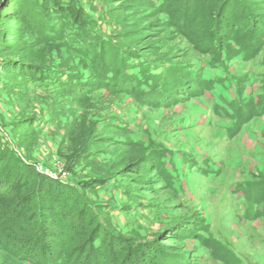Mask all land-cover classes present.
<instances>
[{"label": "rangeland", "instance_id": "rangeland-1", "mask_svg": "<svg viewBox=\"0 0 264 264\" xmlns=\"http://www.w3.org/2000/svg\"><path fill=\"white\" fill-rule=\"evenodd\" d=\"M153 1L161 2L138 0L135 14L117 15L101 0H75L85 16L76 22L67 11L50 16L35 3L21 4L35 23L29 39L49 50L48 78L74 91L63 98L18 80L22 91L12 94L0 66V264H39L64 248L78 264H264V33L256 29L264 28V0H218L236 25L217 41L196 15L207 11L204 0H170L157 15L144 6ZM173 8L182 19H173ZM147 17H154L152 27L142 25ZM41 26L53 28L51 41H42L46 32L35 35ZM249 30L250 48L239 39ZM117 50L133 72L142 63L157 65L165 80L155 83L158 95L142 96L145 84L134 88L120 79L106 87L109 64L119 68ZM239 100L249 105L241 115ZM117 126L124 129L112 132ZM71 129L76 136L84 129L109 135L119 146L127 138L141 143V182L119 186L118 177L108 178L115 152L68 162ZM25 166L85 184L80 203L98 208L114 235L102 232L101 248L92 247L83 234L95 222L70 215L71 208L53 226L49 210L58 203L50 197L42 235ZM94 182L103 185L90 188Z\"/></svg>", "mask_w": 264, "mask_h": 264}, {"label": "trees", "instance_id": "trees-1", "mask_svg": "<svg viewBox=\"0 0 264 264\" xmlns=\"http://www.w3.org/2000/svg\"><path fill=\"white\" fill-rule=\"evenodd\" d=\"M101 1H103L105 4H109L117 15H121L125 10L131 11L133 14H135L139 6L138 0ZM169 1L170 0H161V2L157 1L158 3L154 1L152 3L145 2L144 6L147 5L152 8V12L157 15L166 12V7H168ZM234 1L237 2V0ZM238 1L242 3L244 2V0ZM32 3L39 5L40 11L45 15L61 16L67 11L71 15L73 13L72 16L75 22L80 19H85L83 10L75 4V0H0V59L3 60L1 61L0 66L3 68L4 73L8 75L7 79H5L3 88L12 94L20 92L22 91V83L18 80H26L27 84L30 83L40 86L45 85L43 88L49 90L50 95L60 96L63 98L66 96H71L74 91V89L71 88L73 85L69 83L67 84L63 80L60 81L59 84L58 79L55 81L48 78L50 75L46 73V65L49 61V50L45 47V45L42 46L40 42L33 40L31 41L29 39L32 30L35 27V23L33 19H30L31 12L24 11L21 7V4H26L27 7H29L32 5ZM175 3H178V0H175ZM228 4L225 6H228ZM202 6L204 7L203 9L207 11L203 13L201 10H198L196 15H198V17L202 16L204 18V25L210 26V30L206 33V36H210L211 39L215 41L218 40L219 36L220 38L226 39L225 36L229 35L226 33L227 27L233 26L235 24L233 22L234 19L232 16L225 8L222 6L220 7L218 0H204ZM186 7L189 10L190 7L187 5ZM242 7L243 10L247 8L243 4ZM171 13L173 19H182L180 18V12L177 8H173ZM153 19L154 17H147V19L141 21V23L142 25L149 24L152 27L154 25ZM82 23H86V20H84ZM161 25L168 26L170 25V21H161ZM240 27L241 25L234 26V28ZM46 28L48 27L41 26L39 31H34L36 36H42L46 32L47 36H42L44 38H42L44 43L51 41L53 37L51 34L53 28L50 29L51 31H46ZM256 29L262 30V33H264V28H258L257 26ZM249 31H245L244 33L240 31V34L238 33L240 35L239 39L242 41L243 46L246 45L248 48L251 46L249 44L250 41L253 40L255 36L252 35V30L250 32ZM198 36V34H195L194 37L198 38ZM61 38H63V34L61 35ZM146 42L147 41H143L141 44L143 45ZM261 42H264V35H262ZM101 52L98 53V56L100 57L102 56ZM117 52L118 50L116 51V54H118L117 58L119 59V68L115 69V66L109 64L111 65V68L106 74V87L109 86L113 79H120L128 85H132L134 88H142V84H145V86H147L149 89H147V87H143L141 91H139L142 96H148L149 94L151 95V93L158 95L160 89L159 91H156L155 83L165 80L163 79V75L158 71L159 68L157 65L152 63H150V65H143L142 63L139 71L133 72L128 63V59L126 58L127 56L125 57L124 55H120V51L119 53ZM119 55L120 57H118ZM113 63L115 64V62ZM109 74L111 76H109ZM148 81H151L150 86L148 85ZM74 82L76 83V80ZM200 85H203L202 82H200ZM170 98L171 97L169 96L166 99L159 98L158 100L154 101L155 98L151 97L149 102L154 101L153 104L157 102L163 103V101L165 102ZM238 104L239 106L236 113L241 115V113L245 112L244 108L247 106L249 107V105H247V101L244 102L241 100L238 101ZM123 129V127H112V132L120 133V130ZM68 134L73 145L75 146L72 153L66 156L68 162H78L95 158V156L99 155L100 152L104 150L115 152L116 159L110 166L108 178L118 177L120 179L119 186H125L126 184H131L133 182H141L139 175L140 167L143 164V159L141 158L143 147L141 143L130 141V139L127 138L126 141H124V143L119 146L113 141L114 137L109 135L100 137L98 135L92 134V132L88 129H84V132H81L78 136H76V133L73 129H71ZM1 143L2 134L0 132V147L2 145ZM24 169H26L25 171H27V173H29L31 176V190L29 195L33 199L35 212L37 213V218H39L38 222L36 223V229H39V231L42 232V235H45L47 230L44 228L43 220L46 217L45 202H48V197L52 199L53 203L56 201L58 203V207H56L55 210H52V208L49 210L54 214L53 226L57 224L56 221L60 220L58 214L64 213V210L67 208H71V213H69L70 215H73L74 217L76 216L80 220H91L92 222H95L96 227L93 229L91 234L88 235L87 232H84L83 234V237L85 236L91 241L92 247L98 250L101 248L103 240L100 238V236L102 232L106 236L108 235L112 237L114 235L112 230L106 226L105 222L103 221V216L100 214V211H98V208L94 207L87 200L83 203H80L84 196L82 190H84V187L86 186L85 184L75 185L71 183H65L60 180L51 179L36 169L26 166ZM91 184L89 185L90 188L92 186L99 185L96 182ZM102 185L103 183L100 184L98 188ZM250 190L251 188L249 187V189H247V194L250 193ZM4 195V193L0 192V201H2L1 199L4 197ZM106 209L107 206H104L102 210L104 211V215L110 216V214L106 213ZM40 225L41 227L39 228ZM67 242L63 243L68 245ZM97 243L98 245H96ZM19 258H21L20 255ZM39 262V264H78L75 260H72L70 252H68L65 248L62 249L58 257H54L52 260H42Z\"/></svg>", "mask_w": 264, "mask_h": 264}]
</instances>
